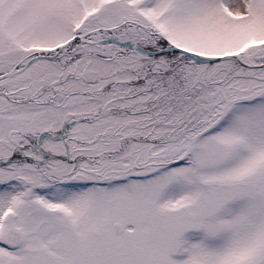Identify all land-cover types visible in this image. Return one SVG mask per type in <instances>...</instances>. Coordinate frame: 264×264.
<instances>
[{"label":"snow or ice","instance_id":"obj_1","mask_svg":"<svg viewBox=\"0 0 264 264\" xmlns=\"http://www.w3.org/2000/svg\"><path fill=\"white\" fill-rule=\"evenodd\" d=\"M0 264H264V0H0Z\"/></svg>","mask_w":264,"mask_h":264}]
</instances>
